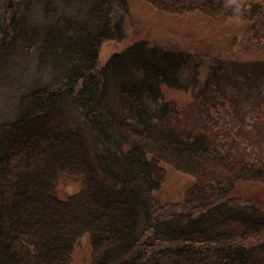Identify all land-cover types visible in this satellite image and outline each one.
<instances>
[{"label":"trees","instance_id":"obj_1","mask_svg":"<svg viewBox=\"0 0 264 264\" xmlns=\"http://www.w3.org/2000/svg\"><path fill=\"white\" fill-rule=\"evenodd\" d=\"M143 2L248 24L264 11V0ZM0 3V89L18 87L13 117L0 112V264H72L85 233L90 264H259L264 203L231 194L239 181L264 183V158L181 126L163 90L222 99L211 87L232 54L194 59L138 39L101 63L102 42L125 37L129 0ZM226 101L215 124L240 129ZM166 164L195 178L180 200L157 196ZM63 173L82 179L66 199L55 195Z\"/></svg>","mask_w":264,"mask_h":264},{"label":"rangeland","instance_id":"obj_2","mask_svg":"<svg viewBox=\"0 0 264 264\" xmlns=\"http://www.w3.org/2000/svg\"><path fill=\"white\" fill-rule=\"evenodd\" d=\"M129 1L132 8L125 21V37L103 41L99 51L100 62L104 63L113 52L122 50L138 39L147 40L151 45L168 50L191 53L194 59L213 57L228 50V54H232L229 57L235 61L228 63L225 57L223 58L228 68L219 72L218 85L211 87L216 88L217 92L220 91L222 99L215 97L214 91H210L206 97L198 96L194 99L192 90L167 86L163 87L164 95L178 103L180 112L177 115V123L182 124L181 126L209 131L212 138L231 154L264 158V72L261 68H254H264V11L256 18L254 24H248L222 16L211 18L197 12L176 16L143 0ZM1 7L0 3V9ZM252 25L253 27H250ZM257 62L259 65H256ZM205 67L202 68L203 79L210 73L208 64H205ZM249 69L253 70L252 73ZM191 70H186V73H191ZM16 89L18 87L0 89V112L7 113L10 117H13V104H10V101L13 102L16 96L12 90L17 93ZM238 93H243L247 101L236 98ZM222 100L224 104L226 100L235 102L234 114L240 119V129L230 130L221 124H215L217 121L214 119H222L218 118L213 110L221 111L217 103ZM8 104L11 111H8ZM238 139L243 144L245 141L242 147H239ZM165 167V180L157 196L163 202L180 200L184 197L186 189L194 184L195 178L171 165L166 164ZM81 187V176L63 173L58 176L55 195L66 199L77 193ZM231 195L264 203V183L239 181ZM260 241L253 243L252 247L255 248L259 264H264V238ZM91 258V239L89 233H85L77 240L72 264H90Z\"/></svg>","mask_w":264,"mask_h":264}]
</instances>
